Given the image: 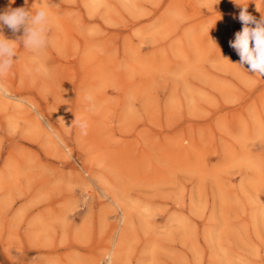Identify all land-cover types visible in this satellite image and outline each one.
Segmentation results:
<instances>
[{
    "label": "rangeland",
    "instance_id": "374dc122",
    "mask_svg": "<svg viewBox=\"0 0 264 264\" xmlns=\"http://www.w3.org/2000/svg\"><path fill=\"white\" fill-rule=\"evenodd\" d=\"M243 6L264 16V0H0L50 13L47 48L18 43L0 78V264H264V76L230 43Z\"/></svg>",
    "mask_w": 264,
    "mask_h": 264
},
{
    "label": "clouds",
    "instance_id": "9594fccd",
    "mask_svg": "<svg viewBox=\"0 0 264 264\" xmlns=\"http://www.w3.org/2000/svg\"><path fill=\"white\" fill-rule=\"evenodd\" d=\"M238 18L243 28L235 34V39L230 42L231 47L240 57V66L247 64L249 72L262 77L264 76V16L258 21L247 12V6H243ZM49 24L50 13L44 7L34 13L22 7L10 8L0 13V29L6 26L14 33L23 29L22 41L7 39L0 32V78L7 76L13 68L18 58V43L35 54L47 48ZM85 98L91 100V96ZM108 260L111 264V254Z\"/></svg>",
    "mask_w": 264,
    "mask_h": 264
}]
</instances>
